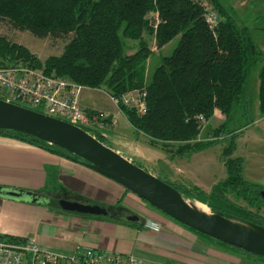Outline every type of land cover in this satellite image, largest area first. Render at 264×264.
Returning a JSON list of instances; mask_svg holds the SVG:
<instances>
[{"label": "trees", "instance_id": "trees-1", "mask_svg": "<svg viewBox=\"0 0 264 264\" xmlns=\"http://www.w3.org/2000/svg\"><path fill=\"white\" fill-rule=\"evenodd\" d=\"M210 2L220 17L215 29L196 0H0V20L39 37L68 38L60 54L49 55L43 61L24 44L0 34V63L43 66L48 73L72 78L84 86L106 87L119 99L118 107L135 130L147 134L152 143L161 142L173 155L185 157L201 151L223 135L227 141L223 158L228 176L212 187L209 197L199 185L192 187L195 189L173 185L184 195L208 204L213 212L264 225V186L247 179L243 156L233 155L237 136L252 122L248 80L258 66L259 104L264 114V51L249 26L239 25L219 0ZM151 10H158L162 16L157 29L147 17ZM179 33V43L163 57L148 80L152 42L161 47ZM126 38L135 41L134 51H129L131 43ZM133 88L147 90V109L143 113L122 99L123 93ZM217 108L224 119L210 129L207 138H200ZM0 133L80 160L77 154L31 134L10 128H0ZM96 136L102 139L103 135L97 132ZM230 188L246 201L245 205L228 196ZM84 198L120 211L119 215L116 212L104 217L123 220L122 214L127 211L123 198L113 204ZM182 224L205 239L264 263L262 254ZM1 237L18 236L0 233Z\"/></svg>", "mask_w": 264, "mask_h": 264}, {"label": "crops", "instance_id": "crops-1", "mask_svg": "<svg viewBox=\"0 0 264 264\" xmlns=\"http://www.w3.org/2000/svg\"><path fill=\"white\" fill-rule=\"evenodd\" d=\"M219 2L235 17L239 25L249 26L255 42L264 51V42L262 46L258 38L254 37L255 29H258L257 32H264V24H252L254 20L261 19L264 0ZM262 37L264 39V36ZM159 48L156 44L153 45V50ZM82 99L83 95L81 97L83 107L97 109L95 106L84 105ZM214 116L220 121L224 119V114L218 108ZM253 126H259L254 133ZM245 135L248 138V142H245V154H237L243 156V173L247 172L251 177H246L247 179L264 186V115L254 118L237 136L235 149L239 138ZM127 157L134 160L131 156ZM186 167L187 165L183 169L178 166L177 169L185 171ZM170 174L175 177L171 172ZM0 185L38 192L67 189L80 196L110 204L123 198V204L127 207L130 205V196L132 194L138 196L133 192L129 193L131 191L122 184L80 160L2 133H0ZM132 198L137 200L136 197ZM137 203L141 207L137 205L138 208L132 209L131 206L129 208L133 213L136 210H144L145 214L147 213V216H140V220L136 221L141 226L124 219H111L102 215L90 218L74 213L73 216L64 215L56 213L55 209L45 204L32 201L30 197L0 194V233L17 236L35 235L42 245L62 251H73L79 246H92L104 250L137 253L147 257L140 256L147 263L161 262L168 258H163L164 251L170 252V249L174 248L175 242L172 240L178 236L173 233L171 227L174 223L170 224L169 229H165L164 225L160 230L147 226L146 221L156 220L157 214L151 208ZM149 215L153 216L150 218Z\"/></svg>", "mask_w": 264, "mask_h": 264}, {"label": "rangeland", "instance_id": "rangeland-1", "mask_svg": "<svg viewBox=\"0 0 264 264\" xmlns=\"http://www.w3.org/2000/svg\"><path fill=\"white\" fill-rule=\"evenodd\" d=\"M260 20H254L252 24L261 25L264 24V11L261 13ZM258 29L254 30V37L258 38L260 44L264 42L262 36L264 32H257ZM0 34L6 35L14 41L24 44L33 53L38 55L41 60H45L49 55L60 54L65 44L68 41L67 37H39L34 35L29 30L19 29L14 27L10 22L6 20H0ZM181 33L172 38L168 43L159 49L153 50L149 60L147 62V79L150 80L154 73L155 68L163 61L165 55H169L173 52L174 48L179 43ZM128 39V38H126ZM129 40V39H128ZM153 41V40H152ZM130 47L129 51L136 48L134 40H129ZM152 42V45L155 44ZM263 46V45H262ZM40 68H43L40 67ZM259 68L250 75L248 80V95L250 99V117L252 120L258 116L264 115L260 109L259 104ZM83 104L86 106H95L99 110L106 111L112 114L113 119L116 121L114 124L100 125L98 131L103 135V141L110 147L118 150L122 154L131 156L136 163L146 168L150 172L158 175L162 179L175 184L183 188L184 186H190L191 189L200 184L199 186L204 189L206 196H208L212 187L220 180H224L228 176V170L223 158L224 147L227 143L226 139H222L223 135L220 136V140L210 147L203 149L193 154L182 157L179 155H173V153L166 148L162 143H152L143 132H137L132 124L129 122L125 114L118 107L117 102L112 98L109 90L106 87H89L86 86L83 89ZM82 97V96H81ZM220 123V119L212 117L204 125L200 132V138H207L210 134V129ZM259 129V126H253V133ZM245 142H248L247 135L242 136L237 141V148L233 151V155L245 153ZM125 155V156H126ZM256 157V156H254ZM259 158V157H257ZM185 171L178 170V166L181 168L185 167ZM170 172L175 175L173 177ZM176 172V173H175ZM245 177H249L247 172H244ZM189 177H193L190 179ZM184 189V188H183ZM228 196L239 204L245 205L246 201L243 198L237 197L233 189L226 191ZM132 193V192H129ZM129 195V194H127ZM131 195V194H130ZM128 197V196H127ZM131 202L129 199V207L138 208L137 202L141 203L144 207L151 208L157 214V230L161 229L164 225L165 229L170 228V224L173 229V233L178 236L172 241L175 242L174 248L171 251H164L163 258L168 257L163 261L169 260L170 264H264L262 261L255 259L254 257H248L242 252H236L230 248L205 239L204 237L195 234L188 228H185L182 223L156 208L145 199L135 196L132 194ZM136 197L137 200L135 198ZM202 206L211 210L210 207L199 202ZM140 206V205H139ZM130 207V208H131ZM141 207V206H140ZM206 209V210H207ZM56 213H62L64 215H74L71 212L56 210ZM129 212V211H127ZM264 212V206L262 207ZM133 213V212H130ZM151 214V212H148ZM135 214L141 217H145L144 210H136ZM84 217H94V215H83ZM147 216V215H146ZM153 215H149L151 218ZM159 216V217H158ZM97 217V216H96ZM183 228L185 230H183ZM174 237V236H173ZM158 246H156L157 248ZM158 251V249H157ZM132 253V252H130ZM137 254V253H136ZM139 255V254H137ZM141 256V255H139ZM143 258H147L141 256Z\"/></svg>", "mask_w": 264, "mask_h": 264}, {"label": "water", "instance_id": "water-1", "mask_svg": "<svg viewBox=\"0 0 264 264\" xmlns=\"http://www.w3.org/2000/svg\"><path fill=\"white\" fill-rule=\"evenodd\" d=\"M0 128L19 130L59 145L176 220L247 251L264 255V225L250 219L205 210L197 204L200 200L184 195L181 189L110 147L76 123L0 97ZM67 193L66 191L65 194ZM261 193L264 196V189ZM0 194L30 197L32 201L52 209L74 214L110 213L101 203L60 196L58 190L38 192L0 185ZM123 219L139 221L140 216L130 213L124 215Z\"/></svg>", "mask_w": 264, "mask_h": 264}, {"label": "built area", "instance_id": "built-area-1", "mask_svg": "<svg viewBox=\"0 0 264 264\" xmlns=\"http://www.w3.org/2000/svg\"><path fill=\"white\" fill-rule=\"evenodd\" d=\"M205 9V19L215 29L220 20L218 9L210 0H196ZM151 24L158 28L162 16L158 10L147 13ZM85 86L69 77L48 73L43 68L22 63H0V97L67 119L97 134L100 125L114 124L112 114L87 109L81 103ZM111 94V93H110ZM112 95V94H111ZM117 102L119 99L112 95ZM125 103L143 113L147 109L146 88H133L123 93ZM157 228V223L146 221ZM0 264H170L147 263L135 253L79 246L62 251L42 245L35 235L0 238Z\"/></svg>", "mask_w": 264, "mask_h": 264}, {"label": "flooded vegetation", "instance_id": "flooded-vegetation-1", "mask_svg": "<svg viewBox=\"0 0 264 264\" xmlns=\"http://www.w3.org/2000/svg\"><path fill=\"white\" fill-rule=\"evenodd\" d=\"M66 191L68 192L67 194H65ZM59 193H60L59 194L60 196H65L67 198H72L73 199V198H76L77 197V198H80V199L85 200V201L93 202V201L88 200L87 198L79 197L78 195H76L75 193H73L72 191H69V190H60ZM107 208H108V210H110V213H112L114 215L116 214V212L118 213V215L120 214V211L119 210L113 209L114 211H112V209H110V207H107ZM127 211H129V212H127ZM127 211H126L125 214H122V218H123L124 215L130 214V212H133L129 207H127Z\"/></svg>", "mask_w": 264, "mask_h": 264}, {"label": "bare ground", "instance_id": "bare-ground-1", "mask_svg": "<svg viewBox=\"0 0 264 264\" xmlns=\"http://www.w3.org/2000/svg\"><path fill=\"white\" fill-rule=\"evenodd\" d=\"M199 202H201V201H198L197 204H198L200 207H202V208H204V209L206 210L207 208H205L204 206H202L201 204H199ZM201 203L205 204V205L208 207V205H207L206 203H204V202H201Z\"/></svg>", "mask_w": 264, "mask_h": 264}]
</instances>
